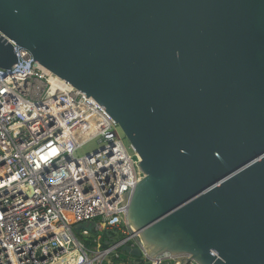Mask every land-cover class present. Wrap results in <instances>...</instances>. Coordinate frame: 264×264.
<instances>
[{"label": "water", "instance_id": "1", "mask_svg": "<svg viewBox=\"0 0 264 264\" xmlns=\"http://www.w3.org/2000/svg\"><path fill=\"white\" fill-rule=\"evenodd\" d=\"M11 41L139 155L123 212L150 257L264 264V0H0L4 71Z\"/></svg>", "mask_w": 264, "mask_h": 264}, {"label": "built area", "instance_id": "2", "mask_svg": "<svg viewBox=\"0 0 264 264\" xmlns=\"http://www.w3.org/2000/svg\"><path fill=\"white\" fill-rule=\"evenodd\" d=\"M11 44L17 62L0 69V264H181L150 257L127 221L124 195L143 172L115 120ZM91 139L98 146L78 155ZM123 245L140 256L114 262Z\"/></svg>", "mask_w": 264, "mask_h": 264}, {"label": "rangeland", "instance_id": "3", "mask_svg": "<svg viewBox=\"0 0 264 264\" xmlns=\"http://www.w3.org/2000/svg\"><path fill=\"white\" fill-rule=\"evenodd\" d=\"M119 133L121 134L123 141L125 143V145L127 146L129 144L127 138L125 137V135L123 134L122 130L119 128ZM98 146L97 143V139H91L90 141H88L81 149H79V151L77 152L78 155H84V153L93 150L94 148H96ZM92 225V223H88L87 226ZM77 235H78V230L75 229ZM83 239H87L85 237H83ZM117 252H119L120 254V259H117L114 257V254L112 255L114 257V262H120L122 259L126 258V256L128 255L127 253L121 251V248L117 250Z\"/></svg>", "mask_w": 264, "mask_h": 264}, {"label": "trees", "instance_id": "4", "mask_svg": "<svg viewBox=\"0 0 264 264\" xmlns=\"http://www.w3.org/2000/svg\"><path fill=\"white\" fill-rule=\"evenodd\" d=\"M106 235V233H103V240H102V243H103V246L105 247L106 245H105V243H104V240H105V236ZM119 257H120V255H119Z\"/></svg>", "mask_w": 264, "mask_h": 264}]
</instances>
